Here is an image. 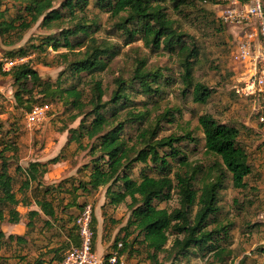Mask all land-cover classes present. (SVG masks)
Segmentation results:
<instances>
[{"label": "rangeland", "instance_id": "rangeland-1", "mask_svg": "<svg viewBox=\"0 0 264 264\" xmlns=\"http://www.w3.org/2000/svg\"><path fill=\"white\" fill-rule=\"evenodd\" d=\"M62 1L54 0V6L59 8ZM188 1L191 4L180 6V13L173 9V1L166 0L164 7L175 27L186 35L185 40H190L197 51V57L191 62L190 83H201L212 90L211 97L205 104L192 101L191 88L186 86L178 57L161 48L150 50L139 38L140 34L128 39L116 29L118 19L98 8L95 0H87L83 10L77 9L75 12L88 23L95 22L96 26L91 29L90 36L99 45L106 44L110 47L109 55L103 58L106 63L103 69L78 75L71 71L69 64L81 57L79 51H84L87 43L83 36L70 38L73 43L81 44L73 52H67L66 48L54 51L50 46L39 47L46 37H58L60 29L77 21L71 22L65 10H60L64 21L56 22L48 28L42 26L39 20L24 32H11L0 37V61L12 56L22 57L17 54L22 49L25 51L24 63L35 70L41 80L39 86L29 83L27 88L31 93L24 94L23 101L18 103L14 98L17 86L0 62V139L3 145L16 148L13 154L6 153L9 157L8 171L13 178V190L17 199H21L22 194L18 189L24 176L15 170L17 166L24 169L35 161L45 164L48 172L43 177L41 188L35 189L33 184L27 195L32 193L34 198L50 200L57 218H62L56 222L50 220L49 226L44 225L45 217L34 218L31 219L33 227L27 229V212L37 208L33 203L28 207L18 205L16 209L20 213L19 222L11 224L5 221L0 224V230L4 234L0 246V264H33L37 259H41L44 264H51L54 253L52 249H58L53 262L58 264V257L74 244V238L73 241L71 239L72 243L67 241L64 228L67 231L71 228V234L75 235L74 217L84 205L91 206L92 216L96 219L93 249L98 257L103 258L110 252L115 239L117 242L122 241V228L130 218V200L127 198L124 203L114 206L109 204L106 187L94 190H82L79 187L86 185L91 172V160L99 156L97 149L90 150L98 141L88 140L83 136L80 141L75 142L69 141V137L71 131L79 127L81 120L87 126L93 119L92 115L87 114L91 109L90 103L94 100L93 85L100 83L102 101L108 102L116 89L115 81L118 78L128 80L139 60L145 61V69L161 71L162 76L157 84H152V88L158 86V92L146 95L141 92L137 83H128L125 88L128 101L119 102L115 108L108 104L101 110L108 117L116 109L120 113L119 120L129 110L146 113L144 123L127 124L124 127L122 135L125 138L129 137L134 141L139 131L137 128H158V138L190 133L194 142L178 144L180 156L176 160L168 158V161L172 171L182 161L199 168L193 183L198 194L202 185L215 175L213 163L216 156L205 151L203 134L197 123L200 115L209 114L219 123L239 130L238 143L246 151L250 165V174L244 179L241 189L232 186L228 174L218 191L220 212L217 220L220 224L229 226L226 241L219 242L230 250V254L219 263L206 249L179 262L238 264L242 260L243 264H264V127L258 120L255 110L257 105L253 101L237 97L232 90L238 67L231 62L230 53L240 29L219 24L215 19L216 11L210 6L201 5L199 0ZM0 9H6L7 19L15 16L13 0H2ZM71 88L80 93L82 111L72 107L70 101L64 98L63 91ZM35 105L47 107L46 117L41 124L29 130L25 125V113ZM165 112L168 116L162 117ZM75 115L79 116L73 120ZM160 153H168V150L162 149ZM55 157L58 162L50 164L49 161ZM141 167L137 163L132 165L129 171L132 179L139 180ZM147 173L156 176L152 171ZM44 188L52 190L49 194H44ZM120 188L118 183L112 190ZM74 199L80 208L69 206ZM154 204L158 208L171 210L178 206V197L173 194L168 201H154ZM7 211L8 208L4 207L6 216ZM68 218L71 220L68 221ZM211 227L212 222L208 229ZM9 235H24L26 242L15 244L7 239ZM134 237L135 234H131L127 243L130 244ZM122 254L128 264H168L166 256L161 252L157 253V262H152L147 258L146 249L138 242L133 246L132 252L127 249Z\"/></svg>", "mask_w": 264, "mask_h": 264}, {"label": "trees", "instance_id": "trees-1", "mask_svg": "<svg viewBox=\"0 0 264 264\" xmlns=\"http://www.w3.org/2000/svg\"><path fill=\"white\" fill-rule=\"evenodd\" d=\"M13 1L15 16L7 19L6 9H0V37L11 32H24L39 20H41L42 26L48 28L56 22L64 21L60 10H65L71 22L77 21L71 26L60 29L58 37H46L39 47L50 46L54 51L66 48L67 52H73L76 47H81V44L73 43L70 38L83 36L87 40L84 51H79L81 57L69 64L73 74L90 73L106 66L103 58L109 55L110 47L106 44L99 45L96 39L90 36L91 29L96 26L95 22L88 23L83 17H78L75 12L77 9L78 11L83 10L87 0H63L59 8L54 6V0ZM165 1L95 0V3L110 17L118 19L116 29L126 35L128 39H133L140 34L139 38L150 50L161 48L178 57L186 86L191 88L192 101L205 104L211 97L212 90L201 83H190L191 62L197 57V51L190 40H185L186 35L180 33L175 27L174 21L167 16L164 7ZM170 1H173V9L178 13L181 12L180 6L191 4V1L188 0ZM203 1L199 0L201 5H204ZM1 2L2 0H0V5ZM17 54L25 57V51L22 49ZM11 58H15V56ZM7 74L12 77L17 86L14 98L18 103L23 101L24 94L31 93L27 88L29 83L39 86L41 81L37 72L26 63L12 67ZM161 76L160 70L145 69V61L139 60L128 80L118 78L115 81L116 89L108 102L102 101L103 92L100 83L97 82L93 85L94 100L91 101V109L87 113L92 115L93 119L87 126L81 120L79 127L73 129L69 137V141L75 142L80 141L83 136L88 140L98 141V144L92 145L90 150L97 149L99 156L91 160L92 167L86 185L83 184L79 187L82 190L106 187L109 204L114 206L124 203L127 198L130 200L128 204L130 218L122 228L124 233L121 238L120 254L127 249L132 252L133 246L138 242L146 249L147 258L154 263L157 262V253L160 252L166 256L168 264H181L179 261L206 249L209 250L216 262L222 263L224 257L230 254V250L225 245H220L219 240L226 241L229 226L222 225L217 220L220 212L218 191L226 175L230 174L234 188L241 189L244 179L250 174L247 153L238 143L239 130L219 123L209 114L198 117L197 123L203 134L205 151L216 156V161L213 163L215 172L213 179L205 182L197 194L193 183L199 168L182 161L181 165L172 171L171 163L168 161V158L176 160L180 156L178 144L185 141L194 142L190 133L158 138V128L153 130L137 128L139 131L133 141L122 135L124 127L127 124L144 123L146 113L129 110L124 114L122 120H119L120 113L116 109H113L108 117L101 112L108 104L115 108L119 102L128 101V94L125 91L128 83H137L141 92L146 95L156 94L158 86L152 88V84H157ZM63 92L65 100H69L72 107L82 111L80 93L75 88L65 89ZM54 93L61 94L62 92L54 91ZM78 116L75 115L72 119L75 120ZM165 116H168L167 112L162 115V117ZM158 122L159 119L156 124ZM2 145L0 139V224L5 221L17 224L20 213L16 207L18 205L28 207L32 203L38 210L27 212L29 215V220L25 224L27 229L33 227L32 220L34 218L41 216L45 217L44 225L47 226L50 225V220L52 222L61 220L62 218H57L50 200L34 198L32 193L27 195V191L32 189L33 184L36 186L35 189L41 188L43 177L48 172L46 165L35 161L30 162L24 169L16 167L15 170L24 176L18 189L22 197L17 199L13 190V178L8 171L9 157L6 155L7 152L13 154L16 148L7 144ZM162 149L168 150V153L161 154L160 150ZM57 162V157L49 161L50 164ZM136 163L142 166L139 180L132 179L129 174L132 165ZM147 171H152L156 176L149 175ZM118 183L121 188L116 191L112 190V187ZM51 190L52 188H44L43 193L49 194ZM173 194L178 197L177 207L167 210L155 206L154 201H168ZM69 206L77 208L80 205L74 199ZM4 207L8 208L7 216ZM64 222L62 221V223ZM211 222L212 227L208 229ZM95 224L96 219L92 216V244L95 238ZM73 229L75 235L71 234V228L68 231L64 228V231H66L67 241L72 243L71 239L73 241L74 238L72 246L77 247L80 241L74 225ZM131 234H135V237L128 244ZM3 239L4 234L0 230V246ZM7 239L19 245L26 242L24 235H9ZM117 241L115 239L111 248L119 243ZM169 241L170 244L167 246ZM52 250L54 252L52 260L55 262L54 257L58 249ZM108 257L109 253L103 257L104 264H108ZM62 258L63 255L58 257L56 263L60 264ZM33 264L44 263L41 259H37ZM238 264H243V261H239Z\"/></svg>", "mask_w": 264, "mask_h": 264}, {"label": "built area", "instance_id": "built-area-1", "mask_svg": "<svg viewBox=\"0 0 264 264\" xmlns=\"http://www.w3.org/2000/svg\"><path fill=\"white\" fill-rule=\"evenodd\" d=\"M204 5L216 11V19L222 25L240 29L230 60L238 67L233 81L234 94L253 101L259 123L264 127V0H204ZM24 57L1 59V67L8 72L12 67L24 63ZM47 107L35 105L25 113V125L31 130L46 117ZM92 210L84 205L74 217L73 225L79 237V245L64 254L60 264H104L93 249L91 230ZM122 243L111 248L108 264H128L120 254Z\"/></svg>", "mask_w": 264, "mask_h": 264}, {"label": "crops", "instance_id": "crops-1", "mask_svg": "<svg viewBox=\"0 0 264 264\" xmlns=\"http://www.w3.org/2000/svg\"><path fill=\"white\" fill-rule=\"evenodd\" d=\"M37 208V207H36ZM35 210H38V208L37 209H35Z\"/></svg>", "mask_w": 264, "mask_h": 264}]
</instances>
